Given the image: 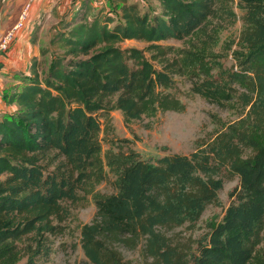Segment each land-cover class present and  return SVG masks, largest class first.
<instances>
[{
  "label": "trees",
  "instance_id": "16d2710c",
  "mask_svg": "<svg viewBox=\"0 0 264 264\" xmlns=\"http://www.w3.org/2000/svg\"><path fill=\"white\" fill-rule=\"evenodd\" d=\"M154 1L156 11L136 0H107L115 17L97 12L90 18L91 6L85 2L82 13L55 26L49 45L56 53L48 66L34 57L29 73L19 75L21 89L5 96L17 109L0 119L4 264L15 255L13 242L30 234L36 247L26 264H34L44 234L58 231L52 221L67 217L63 202L77 199L78 183L96 164L101 115L115 107L128 119H140L150 110L168 109L157 89L172 83L169 65L161 71L152 63L165 55L159 42L182 40L221 12V0ZM238 2L244 51L237 69L221 70L222 81L206 74L191 91L220 106L235 100L241 116L189 155L144 160L132 150L111 152L106 164L116 175V192L95 199L94 217L80 230L85 257L80 264H132L118 247L134 250L140 244L147 264H264V0ZM125 40L147 46L122 48ZM150 50L154 53L148 58ZM47 52L40 49L41 56ZM201 59L195 64L209 68ZM51 153L61 163L50 171L45 160ZM62 165L70 170L61 171ZM234 178L231 201L221 220L209 223L198 253L175 244L167 232L195 225L207 205L219 203L225 181Z\"/></svg>",
  "mask_w": 264,
  "mask_h": 264
},
{
  "label": "rangeland",
  "instance_id": "374dc122",
  "mask_svg": "<svg viewBox=\"0 0 264 264\" xmlns=\"http://www.w3.org/2000/svg\"><path fill=\"white\" fill-rule=\"evenodd\" d=\"M137 1L145 8L157 10L158 4L154 0ZM85 2L91 6L86 17L90 18L97 12L115 17L110 12L107 0H80V8L74 5L72 9L75 12L79 9L78 11L82 13V5ZM28 3H31V0ZM217 7L221 9L220 15L210 19L201 30L182 40L168 39L159 42L165 49V55L152 60V63L161 71H165L169 65L167 69L172 83L157 89V94L167 101L168 109L157 108L155 111L150 110L142 114L140 119H128L121 110L112 107L107 115L100 116L101 128L97 133L100 150L96 155V164L87 168L86 179L81 184L78 183L77 199L74 202H63L68 215L63 221H52L58 225V231L44 234L45 243L34 264H80L85 259L80 247L81 227L93 219L96 211L95 199L116 192V175L106 164V158L111 152L124 153L132 150L144 160H154L173 153L189 155L197 147L213 139L227 123L241 116L240 107L235 100L220 106L191 91L192 85L206 74L222 81L220 71H235L238 57L244 51L239 42L243 29L241 17L243 10L238 0H221ZM59 18L53 12L48 18L42 11L33 22V29L37 24L42 27V31L38 32V37L42 36L40 49L48 48L44 56L39 53L40 55L36 57L41 61L42 67L48 66L56 53L55 47L49 45V39L56 32L55 26L65 21L64 18L59 21ZM120 46L143 49L147 43L125 40ZM152 53L153 50L146 51L145 55L149 58ZM198 58H202L209 68L202 66V69L195 64ZM109 99L114 103L116 95L110 96ZM45 163L47 169L51 171L56 169L61 161L54 159L51 153ZM60 168L61 171L70 170L66 165ZM78 173L74 172V178L79 177ZM236 184V178L225 181L223 189L218 194V204L207 205L195 225L183 224L168 231L167 235L175 244H181L184 248L188 245L191 251L197 254L198 243L204 241L210 231L209 223L221 220L231 201L229 193ZM33 238L30 234L13 242L15 255L8 259L11 264L27 263L31 251L36 247ZM45 248L48 249L47 254H44ZM118 248L124 259L132 264H147L141 254L142 244L134 250ZM8 260L5 263H8ZM0 264H4V260Z\"/></svg>",
  "mask_w": 264,
  "mask_h": 264
},
{
  "label": "crops",
  "instance_id": "0c3cea01",
  "mask_svg": "<svg viewBox=\"0 0 264 264\" xmlns=\"http://www.w3.org/2000/svg\"><path fill=\"white\" fill-rule=\"evenodd\" d=\"M26 1L0 0V37L11 29L20 11L29 0ZM74 5L80 8V0H31L26 24L16 31L9 49L0 56V119L6 112H14L17 109V105L8 103L5 96L21 89L23 81L19 75L21 73L27 75L32 59L40 55L39 46L42 36H39L35 43L31 42L33 22L38 19L42 11L48 18L53 12L55 16L60 17L59 21L61 18L69 21L79 10L75 12L72 9ZM39 25L37 26L39 27L38 32L42 29Z\"/></svg>",
  "mask_w": 264,
  "mask_h": 264
},
{
  "label": "built area",
  "instance_id": "2783aa9c",
  "mask_svg": "<svg viewBox=\"0 0 264 264\" xmlns=\"http://www.w3.org/2000/svg\"><path fill=\"white\" fill-rule=\"evenodd\" d=\"M30 5H31V3H28V2L25 3L23 9L20 11V13H19L15 23L11 27V29L6 31L0 37V56L2 54H4L9 49V46H10L11 42L13 41V38H14L16 31L23 28L24 25L26 24L27 19H28V12L30 10Z\"/></svg>",
  "mask_w": 264,
  "mask_h": 264
}]
</instances>
